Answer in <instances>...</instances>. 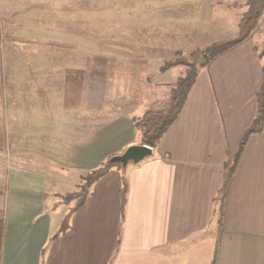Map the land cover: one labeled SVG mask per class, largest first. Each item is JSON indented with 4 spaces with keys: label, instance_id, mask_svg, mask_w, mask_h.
I'll return each instance as SVG.
<instances>
[{
    "label": "crops",
    "instance_id": "crops-1",
    "mask_svg": "<svg viewBox=\"0 0 264 264\" xmlns=\"http://www.w3.org/2000/svg\"><path fill=\"white\" fill-rule=\"evenodd\" d=\"M263 63L252 40L207 63L153 154L124 178L107 172L77 209L55 199L54 173L6 165L27 140L10 130L39 126L0 92V264H264V126L230 174L257 116ZM136 98L128 118L157 110ZM133 120V137L109 158L143 145ZM91 139L70 150L73 170L86 171L78 152L85 160Z\"/></svg>",
    "mask_w": 264,
    "mask_h": 264
},
{
    "label": "rangeland",
    "instance_id": "rangeland-1",
    "mask_svg": "<svg viewBox=\"0 0 264 264\" xmlns=\"http://www.w3.org/2000/svg\"><path fill=\"white\" fill-rule=\"evenodd\" d=\"M248 1L0 0V92L17 99L23 124L39 126L10 130L27 140L6 165L54 173L55 199L74 209L92 169L111 163L108 179L124 178L135 163L124 167L108 155L133 137L137 120L127 109L139 97L165 111L178 79L205 68L204 50L238 37ZM248 40L264 51V12ZM84 135L92 138L85 160L83 147L78 152L86 171H76L68 154Z\"/></svg>",
    "mask_w": 264,
    "mask_h": 264
},
{
    "label": "trees",
    "instance_id": "trees-1",
    "mask_svg": "<svg viewBox=\"0 0 264 264\" xmlns=\"http://www.w3.org/2000/svg\"><path fill=\"white\" fill-rule=\"evenodd\" d=\"M264 12V0H249L248 1V11L245 13L241 19L239 25V35L237 38L228 40L225 42H216L208 46L202 55L199 56V61L201 63H209L214 58L221 54L237 47L238 45L247 41L252 32L256 29L259 19ZM260 57L264 61V51L260 53ZM186 62H183V64ZM182 64L179 62L168 64V66ZM198 71L193 68L187 71V74L180 77L177 81L176 87L173 89L171 96V101L168 108L163 110H148L144 116L135 122V125L141 131L142 144L147 145L151 148H155L162 136L167 132L169 127L177 119L180 114L186 100L187 96L194 85L197 78ZM257 116L251 124L250 128L244 134L238 155L230 167V174L232 175L236 169L238 161L242 155L243 149L251 135L254 133H260L264 126V63H263V81L261 88L257 95ZM111 162V161H110ZM110 164L103 165L102 167L93 170L86 180L88 181V187L96 183L101 177H103L110 168ZM88 189L84 191L83 197L78 201L77 208L84 204V201L88 195Z\"/></svg>",
    "mask_w": 264,
    "mask_h": 264
},
{
    "label": "water",
    "instance_id": "water-1",
    "mask_svg": "<svg viewBox=\"0 0 264 264\" xmlns=\"http://www.w3.org/2000/svg\"><path fill=\"white\" fill-rule=\"evenodd\" d=\"M153 154V149L147 145H134L127 148L123 154L111 158L112 163L126 167L130 163L138 164Z\"/></svg>",
    "mask_w": 264,
    "mask_h": 264
}]
</instances>
